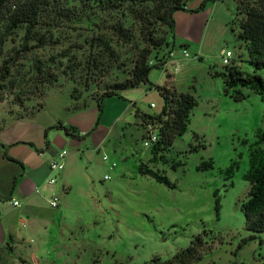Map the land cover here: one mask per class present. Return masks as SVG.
<instances>
[{"label": "rangeland", "instance_id": "1", "mask_svg": "<svg viewBox=\"0 0 264 264\" xmlns=\"http://www.w3.org/2000/svg\"><path fill=\"white\" fill-rule=\"evenodd\" d=\"M20 1L8 0V9ZM63 5L66 14L59 16L52 9L41 13L31 35L26 37L24 28L15 29L0 54V115L20 118L44 104L42 114L47 118L55 110L59 117L82 118L84 124L94 117L73 146H64L69 156L60 171L69 174L70 188L54 193L57 207L44 206L47 225L41 234L30 236L32 244L40 245V264L165 261L202 233L203 249L194 264H264V232L236 249L250 235L240 210L249 189L242 176L254 135L264 132V95L235 88L228 93L239 91L244 98L233 101L224 94L222 80L211 76L224 70L221 51L228 50L243 74L264 80V69L247 64L244 45L236 38L241 15L233 20L234 1H204L196 19L203 33L199 44L182 47L156 24L155 34L163 36L166 45L147 58L148 83L103 98L99 109L95 99L104 88L126 78L132 46L117 47L116 61L106 59L92 68L97 49L90 41L109 38L117 25L133 31L135 23L128 7L102 11L84 0H66ZM62 54L80 64L71 81L61 74L66 63ZM164 59L165 67L156 66ZM51 78L49 84L42 83ZM154 86L188 93L196 105L188 114L185 132L162 152L163 159L151 161V145H143L145 131L135 113L155 116L161 111ZM206 161H211V168L196 170ZM232 162L236 167L225 173ZM139 164L165 176L172 188L140 175Z\"/></svg>", "mask_w": 264, "mask_h": 264}, {"label": "trees", "instance_id": "2", "mask_svg": "<svg viewBox=\"0 0 264 264\" xmlns=\"http://www.w3.org/2000/svg\"><path fill=\"white\" fill-rule=\"evenodd\" d=\"M66 0H22L13 4L9 10L8 0H0V19L2 27L0 29V54L3 43L15 29L24 28L25 36L31 35L33 28L38 24L41 13L52 9L57 15L66 14L68 9L63 5ZM94 3L102 11H118L128 7L130 17L135 23L134 36L131 29H124L121 26H113L109 38L94 37L90 41V46L96 48L95 54H92L90 66L95 67L97 63H103L104 60L118 59V48L132 46L130 68L127 76L120 82H113L104 88L102 94L96 98V105L100 108L101 101L105 97L115 96L117 92L133 88L139 84H147V74L150 67L146 61L148 56L166 45L163 36H156L155 25L164 26L168 31L173 28L172 15L176 11L183 10L187 0H84ZM235 3L234 18L241 15L237 22L236 38L243 45L247 55V64L254 70L264 69V0H233ZM136 41L137 44H136ZM116 44H119L117 46ZM66 59V63L61 70V74L73 77L74 72L80 67V64L74 60H69L67 54L60 56ZM163 62H157L156 66L162 67ZM90 66L86 67L89 70ZM211 76L220 78L224 84V94L229 95L233 101H240L244 97L239 91H233L230 94L228 90L235 88H244L260 98L264 95V80L256 75H245L234 62L231 66L224 67L222 72H212ZM54 81L53 78L42 83L49 84ZM162 101L161 111L155 116L138 114L139 121L143 124L156 126L157 140L151 146V161L156 158L163 159L162 152L166 151L175 137L181 136L188 122V114L196 105L194 98L188 93H178L172 87L154 86ZM74 109H78L74 107ZM32 114V113H30ZM66 135L72 128H63ZM74 138H79L72 136ZM195 137V136H194ZM254 145L248 149V167L243 180L247 182L249 189L246 201L240 204V210L243 216L244 230L249 232L247 238L242 239L236 249H241L247 242L252 241L254 234L264 232V132L257 131L254 135ZM12 161V160H10ZM178 164L172 166L175 168ZM236 167L232 162L225 170V173H231ZM211 168V161L202 162L196 167V170H206ZM138 173L142 176H148L156 183L167 188H172L169 181L152 171L146 166L139 164ZM214 211L217 215L218 204L215 201ZM204 234L196 235L184 249L177 251L168 260L160 261L158 258H152L146 264H194L200 260L203 249ZM94 260L92 264H95Z\"/></svg>", "mask_w": 264, "mask_h": 264}, {"label": "crops", "instance_id": "3", "mask_svg": "<svg viewBox=\"0 0 264 264\" xmlns=\"http://www.w3.org/2000/svg\"><path fill=\"white\" fill-rule=\"evenodd\" d=\"M204 1L207 0H187L183 10L173 13V28L168 31L172 41L182 47H188V42L200 43L203 33L196 19ZM165 65L164 59L162 66ZM45 107L43 104L20 118L0 115V264L42 262L37 253L40 245L32 244L30 236L47 225L44 211L49 207L50 197L56 191L66 192L70 188L69 174L62 170L51 172L49 163L58 152L65 151V145L73 146L76 138L72 136L87 132L94 120L87 118L86 123L85 118V124L82 118L72 121L59 117V110L47 118L42 114ZM63 128H72L69 136ZM68 156L66 153L64 160ZM52 177L54 183L48 184ZM12 202L17 205L12 206Z\"/></svg>", "mask_w": 264, "mask_h": 264}, {"label": "built area", "instance_id": "4", "mask_svg": "<svg viewBox=\"0 0 264 264\" xmlns=\"http://www.w3.org/2000/svg\"><path fill=\"white\" fill-rule=\"evenodd\" d=\"M186 56V54H184ZM221 63L224 67L227 66H231L233 63V56L232 53L228 50L225 51H221ZM150 107H153L152 104H150ZM142 128L145 131V135H144V139L147 140L145 142H143V145L145 147L149 146V144L152 146V144H154L157 140V136H156V126L151 125V124H143ZM153 131V133H152ZM65 151H60L56 154L55 156V160L51 161L49 163V170L51 172H58L62 169V162L64 160L65 157ZM102 161H106L105 157H102ZM114 164H111V167H113ZM104 179H106V177L104 176ZM54 178H49L48 179V184H53L54 183ZM17 202H12V206H16ZM48 205L51 208H56L57 207V198L55 196H51L50 200L48 201Z\"/></svg>", "mask_w": 264, "mask_h": 264}]
</instances>
